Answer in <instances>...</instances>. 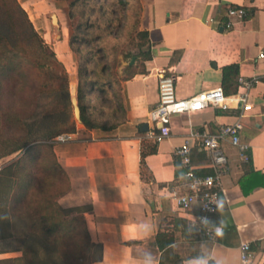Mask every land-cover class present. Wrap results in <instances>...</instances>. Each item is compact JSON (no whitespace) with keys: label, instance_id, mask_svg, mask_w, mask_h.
<instances>
[{"label":"crops","instance_id":"1","mask_svg":"<svg viewBox=\"0 0 264 264\" xmlns=\"http://www.w3.org/2000/svg\"><path fill=\"white\" fill-rule=\"evenodd\" d=\"M140 1V27L148 31L151 58L142 59L144 72L123 82L127 118L110 129H88L80 122L69 139L55 140L54 150L71 184L56 203L69 216L84 215L92 240L91 264H209L210 259L264 264V58H259L264 0ZM230 7H244L247 14L231 18L233 26L227 28ZM231 64L239 65V77L258 79L250 110L228 100L174 114L170 133L161 141L148 135L160 131L151 111L159 101L161 73L173 75L176 95L188 98L222 86L223 67ZM238 90L239 78L237 91L225 95ZM241 115V139L250 145V159L244 161L236 145L222 140L231 170L223 177L219 211L210 223L222 226L223 232L205 239L196 221L199 207L184 211L169 191L170 185H184L186 169L176 149L192 132H218ZM191 142L196 171L211 172L210 156L197 140ZM17 155L0 158V167ZM243 242L251 243L247 263L241 258ZM0 264L65 261L44 230L31 231L28 218L0 203Z\"/></svg>","mask_w":264,"mask_h":264},{"label":"trees","instance_id":"2","mask_svg":"<svg viewBox=\"0 0 264 264\" xmlns=\"http://www.w3.org/2000/svg\"><path fill=\"white\" fill-rule=\"evenodd\" d=\"M106 1L109 0H102V3L98 0H69V45L79 60L78 101L81 123L88 129H110L127 118L121 93L116 96L123 119L111 124L98 121L85 102L90 93L98 90L103 94L108 86H113L112 80L106 76L108 65H103L100 70L89 65L99 52L102 57H107L104 47L97 43L101 34H95L91 29L101 24L112 26L114 17L110 14L117 11L114 6L127 8L134 1V27L142 41L137 43L139 52L125 54L127 59L135 56L138 62L125 67L128 75L124 80L145 71L144 64L139 63L140 58H151L148 31L140 27L141 1ZM97 12L94 19L93 14ZM84 47L89 49L87 53H84ZM239 73L238 64L223 67L222 87L226 95L237 91ZM69 84L65 63L40 34L20 0H0V158L18 154L0 167V203H9L13 213L28 218L31 231L44 230L45 238L56 246L65 264H87L92 240L84 215L69 216L56 203L71 184L67 171L57 158L54 142L60 134L74 132L78 124L69 111ZM52 93L58 101L53 104L52 113L44 115L47 122L42 120L40 126L29 124V120L37 123L43 117L42 98ZM145 154H142L143 171L146 169ZM199 172L206 174L210 170ZM209 264L218 263L210 259Z\"/></svg>","mask_w":264,"mask_h":264},{"label":"built area","instance_id":"3","mask_svg":"<svg viewBox=\"0 0 264 264\" xmlns=\"http://www.w3.org/2000/svg\"><path fill=\"white\" fill-rule=\"evenodd\" d=\"M247 11L244 7H230L228 15L230 19L225 27L233 26V17H244ZM264 58V50L259 54ZM257 77H239L238 93L226 96L222 86L201 91L197 95L188 98H180L175 92V77L171 74L161 73L159 76V101L151 111V118L160 123L159 132L150 131L148 135L157 141H161L170 133L171 117L174 114L203 110L210 106L219 105L225 101H234L242 110H250L253 105L250 101L251 89L255 86ZM244 122L241 117L233 123H226L218 132H192L186 141L176 149V154L182 159V165L186 172L184 185H170L169 191L178 206L184 211H190L194 206L199 207L196 221L199 223V231L205 239H216L223 232L222 226L212 225L211 216L219 211V202L224 193L223 177L230 173L231 165L228 154L222 145V140L227 139L239 149V155L244 161H249V143L241 139V131ZM69 133L60 134L56 140L69 139ZM198 141L201 150L205 151L211 159L210 173H198L192 163L194 145L191 139ZM252 256L250 242H243L241 246V258L247 263Z\"/></svg>","mask_w":264,"mask_h":264},{"label":"rangeland","instance_id":"4","mask_svg":"<svg viewBox=\"0 0 264 264\" xmlns=\"http://www.w3.org/2000/svg\"><path fill=\"white\" fill-rule=\"evenodd\" d=\"M109 1H106V3L112 2V0ZM20 2L28 11L40 34L56 50L59 59L65 63L68 69L70 78L69 89L71 95L69 111L71 116L74 117L79 124L81 121L78 120L75 115V108L72 102V97L78 98L79 60L76 53L73 52L69 45L71 32L69 0H20ZM98 3H102V0H98ZM134 5L135 2L133 1L130 2L127 8H123L122 5H116V8L114 6V9H117V11L110 14L114 17L112 26L107 27L105 24H101V26H96L91 29L93 33L101 34V38L97 41V43L98 45L104 47V53L107 57H102L101 52H99L95 55L94 60L88 63L90 67L93 66L99 70L103 65H108L106 76H108L113 82V86H108L105 93L101 94L97 90L90 93L85 100L86 104L89 106V110L92 112V115L101 123L111 124L123 119V112L118 106V98L116 94L121 93V103L125 106L123 82L125 81L124 78L128 75L125 71V67L132 59V57L129 59L125 58V54L128 51L134 53L139 52L137 43L142 41V39L137 35L134 27L136 19ZM53 13L57 14V23H54L52 20ZM97 14L98 12L93 14L94 19H96ZM86 47H84V53L89 51ZM88 54L92 55V53ZM139 61L141 64L142 58H140ZM137 62L138 59L135 64ZM120 85L122 86L121 91L119 90ZM42 100L43 107L41 108V111L43 113V117L40 118L37 123H35L33 119L29 120V124L31 125L40 126L43 121L47 122L48 118L46 116L52 113L50 110H53V104L58 101L57 96L54 95V93L45 94ZM87 264H91V257L89 254Z\"/></svg>","mask_w":264,"mask_h":264},{"label":"water","instance_id":"5","mask_svg":"<svg viewBox=\"0 0 264 264\" xmlns=\"http://www.w3.org/2000/svg\"><path fill=\"white\" fill-rule=\"evenodd\" d=\"M52 20H53L54 23L58 22L57 14H55V13L52 14ZM136 59L137 58L135 56L132 57V59L130 60L129 64L130 65L135 64ZM72 102H73V105H74V108H75V115H76L77 119L81 121V107L79 105L78 98L77 97H72ZM144 127L146 129L148 128L147 123L144 124Z\"/></svg>","mask_w":264,"mask_h":264}]
</instances>
